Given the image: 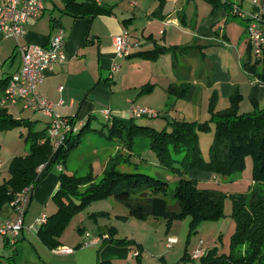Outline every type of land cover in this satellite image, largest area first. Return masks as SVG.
I'll use <instances>...</instances> for the list:
<instances>
[{
    "label": "trees",
    "instance_id": "trees-1",
    "mask_svg": "<svg viewBox=\"0 0 264 264\" xmlns=\"http://www.w3.org/2000/svg\"><path fill=\"white\" fill-rule=\"evenodd\" d=\"M62 9L73 17L93 16L101 13H111L113 5L98 3L97 0H64ZM167 0H158L157 13H161ZM212 9L224 7L233 17L239 16L233 11L234 4L230 0H208ZM123 22L127 25V21ZM247 27L250 18H243ZM179 45H156L154 48L130 53L127 57L142 55L144 58L155 60L166 51H171L173 60L176 51L182 49ZM243 68L249 75L264 81V52L259 58L252 54L249 44L246 56L242 61ZM10 76L0 79V89L4 90ZM153 85L146 83L143 90H149ZM189 83H170L167 91L176 97H185ZM243 95L237 87L231 89L228 98L229 105L215 110L214 105L218 99L216 90L209 97L210 119L194 121L185 119H172L171 129L157 130L149 125H140L129 119L115 118L110 125L108 138L118 139L126 143L131 150L123 157L121 153L110 157L107 161L101 178L94 181L95 175L91 171L84 175L68 173L61 168L59 183L52 199L57 210L47 215L37 231L40 241L50 249L61 245L60 236L63 233L69 218L87 202L96 198L113 194L118 200L124 201L130 212L135 215L163 214L168 222L175 217L190 215L192 222L203 219H214L223 215L224 193L215 186L217 183L199 182L192 177L194 170L209 172L219 176H229L241 171L245 166V159L250 156L253 160V181L256 185L246 192L232 193V216L236 225L231 237V251L229 254L218 253L216 248L203 252L194 257L190 264H264V188L260 183L264 181V107L259 105L256 89H252L250 99L253 109L248 112H239V104ZM71 121L76 118L68 117ZM33 122L24 117L14 116L6 106L0 105V131H7L17 127H27L25 140L29 141V149L24 155H15L9 163V177L0 183V213L6 204L14 199L21 190L39 182L41 175L39 167L66 165L67 158L79 143L80 135L89 127V123L80 124L75 132L67 134L63 143L54 147L47 135V127L35 130ZM93 130L102 129L92 128ZM212 131V139L207 155L203 154L200 143V132ZM138 136L149 139L151 148L158 157L159 165L172 170L178 175L173 191L177 199L178 209L172 210L165 200L157 197L159 190H163L166 182L158 177L143 172L120 171L117 166L128 162L132 155L134 140ZM122 157V159H120ZM47 168V169H48ZM41 169V170H42ZM85 186L84 190H80ZM137 196H133L135 192ZM79 202H75V199ZM106 234V232H105ZM103 235L101 244L114 243L132 248L137 244L141 255V245L134 240L115 238ZM8 242V241H7ZM235 248H237L235 250ZM196 259V260H195ZM96 264H112L110 260H99Z\"/></svg>",
    "mask_w": 264,
    "mask_h": 264
},
{
    "label": "crops",
    "instance_id": "crops-1",
    "mask_svg": "<svg viewBox=\"0 0 264 264\" xmlns=\"http://www.w3.org/2000/svg\"><path fill=\"white\" fill-rule=\"evenodd\" d=\"M187 1L167 0L159 14L152 13L154 10L152 7L154 3L158 4V0L151 1L152 5L148 10L142 6V12L149 17L142 28H139L138 19L133 11L139 4L137 0L135 4H131L130 0H124L125 3L97 0L98 3L113 5L112 12L82 17H73L63 11L64 0L61 5H58L59 2L56 0H51L49 5L44 3L43 15L38 19H28L24 23L23 34L18 37V41L22 44L45 45L50 36L63 30L65 32L63 51L66 58L45 72L38 85L39 93L55 103L54 111L58 115L76 118V125L79 127L82 123H90L91 118L100 113L107 118L104 114L105 109L110 110L108 119H125L124 116L116 115L119 109H122L120 105L122 98L130 104L136 99H142L144 95H152L155 92H159L162 96L158 107L162 109V106L167 107L163 112H169L168 116L174 114L180 118L179 120L187 119L195 107L197 109V104L201 106L204 101L209 103L213 90L218 93L217 103L222 101L224 104L227 100L226 106H228L231 89L237 87L241 92V85L246 84L245 81L250 86L249 99L252 89H256L260 105L264 101V81L249 75L242 65L250 44L243 18H252L264 11V0H250L248 3L240 4L232 1L245 12L244 16L238 14L242 26L235 31H231V26L235 23L232 20H236L237 16L231 17L233 14H228L224 7L213 10L210 2L206 0L205 4H200L202 17L197 18L193 16V8L188 9L191 11L189 16L183 13ZM47 8L50 13L45 16ZM194 8L196 12L200 10L198 7ZM124 19H130L127 25L123 22ZM125 30L129 32L130 42L133 44L131 54L150 50L156 45H179L183 48L176 51L175 60L171 51L161 53L155 60L144 58L142 55L120 57L115 52L113 36ZM16 45L17 40L13 36H5L0 32V79L10 76L21 65ZM9 57H11L10 63L4 70L5 60ZM16 57H18L17 63ZM123 63L125 71L120 68ZM115 66L118 68L112 71ZM133 66L135 69L129 68ZM185 82L189 83L185 97L175 98L168 93L167 86L170 83ZM146 83H153V88L140 92V87ZM198 95L200 102L197 103ZM14 104H20L19 107L23 109L20 101ZM29 109L32 112L22 116L11 113L16 117H24L32 121V126L41 125L39 119L43 118L44 126L41 129L48 126L50 120L48 115L39 110ZM195 115L194 111L191 116ZM28 149L21 155L26 154ZM2 165L3 162L0 168ZM65 166H61L63 170L66 169ZM43 168L39 171L41 178L29 197L24 227L18 234L16 242L29 235L44 245L37 235L39 225L36 219L41 213L50 215L46 210L48 207L54 210L51 204L54 201L52 196L58 187L61 169L58 166ZM191 176L203 183H210L215 177L218 179L216 183L222 182L219 175L209 172L194 170ZM11 215L13 214L10 212H7L6 216L0 214V221L8 216L12 217ZM101 232L105 234V230ZM96 238L99 240L95 243H101V237L97 236L94 239ZM7 241L6 236L1 235L0 247L10 245ZM61 245L65 244L61 242ZM103 246V260H111L113 252L124 258L135 255L132 248L116 249L117 246L112 244ZM72 253L74 252L65 255L73 257Z\"/></svg>",
    "mask_w": 264,
    "mask_h": 264
},
{
    "label": "rangeland",
    "instance_id": "rangeland-1",
    "mask_svg": "<svg viewBox=\"0 0 264 264\" xmlns=\"http://www.w3.org/2000/svg\"><path fill=\"white\" fill-rule=\"evenodd\" d=\"M56 1L59 2L58 5L62 4V0ZM115 1L125 3L124 0ZM151 1L153 0H137L139 4H137L133 11H135V17L138 19L139 28H142L146 23V19L149 18L142 12L141 7L144 6L146 10L150 9L152 5ZM230 1H235L237 4L250 2V0ZM43 3L49 5L51 4V0H43ZM205 3L206 0H188L185 3L183 13L189 16L191 11H188V9L193 8V16L201 18L202 8L200 4L203 5ZM194 7H198L200 10L196 12V8ZM152 9H154L152 13L156 12L158 4L154 3ZM49 13L50 10L47 8L45 16L49 15ZM55 13H57V10H55ZM239 19L240 17L237 16L236 20H232L235 23H232L231 31L241 28L242 24ZM17 59L18 57L15 58L16 63ZM10 60L11 57L5 60L4 70L8 67ZM120 68L125 71L124 63ZM129 68L133 70L135 66ZM245 83L241 85V92L243 94V99L239 104V112L241 113L253 109V104L248 97L250 86L246 81ZM149 84L153 85V83ZM139 91L145 92L143 86L140 87ZM3 96L4 92L0 90V98ZM171 96L176 98L174 95ZM161 101L162 96L159 92H155L152 95H144L142 99H136L134 103L130 104L126 103L124 98H122L120 101L122 109H119L116 115L124 116L125 119L133 117L135 123L149 125L155 127L157 130L163 128L170 130L172 119L180 118L174 114L168 116L170 115L169 112H163L167 110V107L162 106L163 109L159 108L158 105ZM196 101L197 103L200 102L199 95ZM226 103H228L227 100L224 104L222 101L219 104L216 102L214 109L225 108ZM208 104L205 101L201 106L197 104V109L196 107L194 109L196 115L191 116L194 113L193 111L187 119H184L194 121L210 119L211 112L208 110ZM136 105L152 110L156 115L153 117H134L130 113V109ZM19 106L20 104L7 103L8 110L16 116L32 112L29 108L21 109ZM260 106H264V101L260 103ZM114 119L105 118L101 113L91 118L89 127L83 130L79 143L74 146L67 158L66 171L78 175H84L91 171L96 176L94 181L98 182L110 157L116 155L117 152L125 157L131 152L125 142L107 137L110 125ZM39 121L41 125H34L33 129H41L44 126L43 118L39 119ZM92 128L102 129L103 132L93 130ZM26 132L27 127L25 126L0 131V160L3 162L2 168H0V183L10 175L8 168L11 158L15 155H21L29 148V141L25 140ZM211 139L212 131L200 132L199 143L205 155H207ZM252 168L253 160L250 156H247L245 166L241 171H237L229 176H220L222 182L215 184V186L210 185L224 193L223 215L220 217L192 222L190 215H183L182 217H175L171 222H168L163 214H147L145 216L132 214L130 207L124 201L118 200L113 194H110L106 197L96 198L87 202L69 218L59 239L63 244L74 249V253H72L74 254L73 257H67L69 255H65L66 253H55L53 249L42 245L35 237L27 235L28 237L20 239L14 246L3 245L0 247V264H96L99 260L104 259V246L101 243H91V241L97 236L102 238V230H105L107 235L110 234L115 238L134 240L141 245L142 252L140 256L129 255L128 258H124L123 256H118V253L113 252L110 258L112 264H190L194 260L196 250L206 252L212 248H216L218 253L229 254L231 251V237L236 225L235 219L232 216L231 194L246 192L250 187L257 184L253 181ZM117 169L120 171L143 172L164 180L166 182L165 188L159 190L158 194L154 193V196L156 195L165 200L170 209H178L177 199L173 196L178 175L172 170L159 165L157 154L149 148V139L147 137L138 136L135 138L130 159L128 162H122L118 165ZM216 182H218L216 177L210 181V183ZM260 186L264 188V181L260 183ZM84 188L85 186H81L80 190L82 191ZM138 193V191L135 192L133 196H137ZM52 202L53 211H56L57 205L54 201ZM75 202L78 203L79 199H75ZM46 210L50 214L53 212L49 207ZM7 212L13 214L11 216H15L16 213L10 204H6L0 214H5L6 216ZM168 237H174L176 241L168 244ZM84 243H88V245H84ZM107 244L117 246L116 249L126 247L115 245L114 243ZM137 248V244L132 247V249Z\"/></svg>",
    "mask_w": 264,
    "mask_h": 264
},
{
    "label": "built area",
    "instance_id": "built-area-1",
    "mask_svg": "<svg viewBox=\"0 0 264 264\" xmlns=\"http://www.w3.org/2000/svg\"><path fill=\"white\" fill-rule=\"evenodd\" d=\"M135 4V0H130ZM45 11L43 0H0V32L5 36H13L17 40L16 50L21 58L19 69L10 75L8 83L3 90L4 96L0 98V105L6 106L7 103L21 102L23 108H32L39 110L49 116L50 120L47 127V135L54 147L63 143L67 134L76 131L77 122L71 121L68 117L60 116L54 111L55 103L42 96L38 91V85L42 81L45 72L52 68L56 63L64 61L66 56L63 51V38L65 32L60 30L57 34L49 37L47 44H22L18 37L23 34V25L28 19H38ZM233 11L245 15L238 6L234 5ZM246 29L248 39L252 47V54L259 58L264 52V11L250 18ZM113 46L118 56L124 57L131 53L133 44L130 42V35L127 30L121 34L113 36ZM118 66L112 68L116 70ZM131 113L134 117H153L156 113L152 110L141 106H132ZM109 109L104 110L108 118ZM2 162L0 160V166ZM61 169V166H58ZM42 166L39 167V171ZM33 190V184L24 187L21 192L17 193L10 202L13 207L15 216L8 217L0 221V234L6 236L10 245H15L17 236L24 227V216L29 197ZM47 220V214L41 213L36 219L40 226ZM99 238L93 239L95 243ZM176 241L174 237H168V244ZM88 245V243H84ZM73 248L66 245H60L54 249L59 253H71ZM203 250L195 251V258L202 255ZM133 253L137 255L138 250L134 249Z\"/></svg>",
    "mask_w": 264,
    "mask_h": 264
}]
</instances>
